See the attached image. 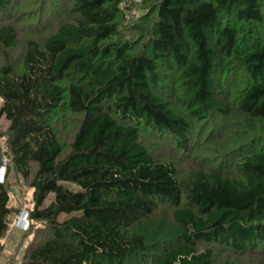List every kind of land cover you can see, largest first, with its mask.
<instances>
[{
	"label": "trees",
	"instance_id": "obj_1",
	"mask_svg": "<svg viewBox=\"0 0 264 264\" xmlns=\"http://www.w3.org/2000/svg\"><path fill=\"white\" fill-rule=\"evenodd\" d=\"M67 1L18 29L34 12L0 0V168L33 190L21 264H263L264 0Z\"/></svg>",
	"mask_w": 264,
	"mask_h": 264
},
{
	"label": "rangeland",
	"instance_id": "obj_2",
	"mask_svg": "<svg viewBox=\"0 0 264 264\" xmlns=\"http://www.w3.org/2000/svg\"><path fill=\"white\" fill-rule=\"evenodd\" d=\"M13 1H14V3L22 6L21 11L23 13H27V11L30 13H32V11L34 12V18L33 19H27V20H24L23 18L19 19V22H18L19 24L17 25L18 29H24L26 27L31 28L32 26L34 27L38 23V16L42 11V7L46 3H48V4L54 3L55 5L60 6L58 8L60 10V9L64 8V6L66 7L67 2H68L67 0H13ZM124 6L129 7V8L133 7L129 3H126ZM45 7H47V6H45ZM49 10H50L49 8H47L46 11L43 10V17H44L45 22L47 20L49 21L52 18L56 17V14L55 13H49L50 12ZM12 12H13V10H12ZM30 13H27V14H30ZM127 13H128L127 16L129 18H139L145 12H144V10L139 9L138 7H133ZM12 18L14 19V17H12ZM56 20H57V18H56ZM25 30L27 33L26 34L27 38L34 37V36H36V37L41 36L38 34L34 35L33 32H35V31L33 28L31 31H29V29H25ZM25 37H24V39H25ZM2 105H3V100L0 98V108L2 107ZM8 126H9V122L6 120L5 117H3L0 120V143H4L5 137H3V134L6 132ZM203 127H204V124L200 123L197 125V128L192 131L193 141H195V139H194V136H195L196 141L194 143L197 142V144L194 147L198 150H205L208 152L207 154L215 157L218 153H220V150L224 149V148H221V147L218 148L215 144V138L216 137L215 138H214V136L211 137V135L213 133L210 132V134H208V132H207L208 129L203 132ZM201 128H202L203 134H202V132H200ZM209 137H211V138H209ZM94 138H95V136H94ZM200 143H202V144H200ZM54 151H55V147L44 151L40 155V159L43 163V166L49 167L51 165V159H52V156L54 154ZM2 167L7 168V163H4ZM2 167L0 168V170L2 169ZM6 177H8V176H5V179H6ZM7 182L10 185L11 205L14 208L21 209L20 213L23 210L29 211L33 207V190L30 187V181H26L23 178H21L20 176H18L15 172H11L9 174V177L7 178ZM68 185L77 189V190L79 189L76 185H73V184H68ZM15 218H14V223H13L12 227L9 228L6 236L2 240V242L5 245V249H4L3 254L1 255V258H0V264H21L25 249H26L27 245L30 243V240L32 238V236H30V235L23 237L24 232L22 230H20V228L18 229L15 226V222L17 220ZM66 218H67V215H63L61 217L62 220L66 219ZM257 259H259V258H257Z\"/></svg>",
	"mask_w": 264,
	"mask_h": 264
},
{
	"label": "built area",
	"instance_id": "obj_3",
	"mask_svg": "<svg viewBox=\"0 0 264 264\" xmlns=\"http://www.w3.org/2000/svg\"><path fill=\"white\" fill-rule=\"evenodd\" d=\"M1 181H3V177L1 176ZM16 226L20 228L23 231H26L30 227V217H29V212L23 210L16 221Z\"/></svg>",
	"mask_w": 264,
	"mask_h": 264
},
{
	"label": "clouds",
	"instance_id": "obj_4",
	"mask_svg": "<svg viewBox=\"0 0 264 264\" xmlns=\"http://www.w3.org/2000/svg\"><path fill=\"white\" fill-rule=\"evenodd\" d=\"M1 176L3 177V181L0 180V182H4V179H5V176H6V168H5V171L3 174H1V170H0V179H1ZM20 214V213H19ZM19 216V215H18ZM18 219V218H17ZM17 221V220H16ZM15 226H16V222H15ZM17 227V226H16ZM18 228V227H17ZM19 229V228H18ZM21 230V229H20ZM23 231V230H22Z\"/></svg>",
	"mask_w": 264,
	"mask_h": 264
},
{
	"label": "water",
	"instance_id": "obj_5",
	"mask_svg": "<svg viewBox=\"0 0 264 264\" xmlns=\"http://www.w3.org/2000/svg\"><path fill=\"white\" fill-rule=\"evenodd\" d=\"M4 171H5V167H2V169H1V174H3Z\"/></svg>",
	"mask_w": 264,
	"mask_h": 264
}]
</instances>
